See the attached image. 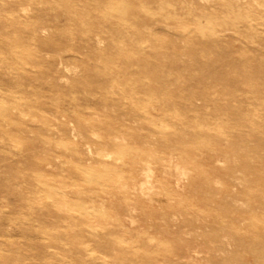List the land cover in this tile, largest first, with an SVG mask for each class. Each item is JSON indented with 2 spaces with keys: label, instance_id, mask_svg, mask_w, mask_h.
Here are the masks:
<instances>
[{
  "label": "rangeland",
  "instance_id": "rangeland-1",
  "mask_svg": "<svg viewBox=\"0 0 264 264\" xmlns=\"http://www.w3.org/2000/svg\"><path fill=\"white\" fill-rule=\"evenodd\" d=\"M253 226L264 0H0V264H264Z\"/></svg>",
  "mask_w": 264,
  "mask_h": 264
},
{
  "label": "bare ground",
  "instance_id": "bare-ground-1",
  "mask_svg": "<svg viewBox=\"0 0 264 264\" xmlns=\"http://www.w3.org/2000/svg\"><path fill=\"white\" fill-rule=\"evenodd\" d=\"M124 6H126V5H124ZM124 6L121 7V9L126 11L127 9H126ZM69 7H70V6H68V8H69ZM121 9H119V10H121ZM126 12H127V11H126ZM35 36H36V34H35ZM91 134H92V133H91ZM208 142H209V141H208ZM115 143H116V145L119 147L120 142H115ZM118 143H119V144H118ZM209 143H210V142H209ZM78 151H79V150H78ZM78 151H77V152H78ZM106 154H107V153H106ZM130 154L134 155L132 152H130ZM111 157H112V156H111ZM106 158H107V157H106ZM108 159H110L109 156H108ZM120 159H121V158H120ZM104 160H106V159H104ZM118 160H119V159H118ZM180 177H181V176H180ZM180 177H179V178H180ZM62 195H63V194H62ZM255 218H256V217H255ZM253 227H256V228H253ZM253 227H250V231L252 230V231L254 232V229H256V234H257V236H259V238L264 237V229L261 231L259 227H257V226H253ZM256 234L254 233L255 236H256ZM255 236H254V237H255ZM257 236H256V237H257ZM250 238H251V237H250ZM254 244H255V243H254Z\"/></svg>",
  "mask_w": 264,
  "mask_h": 264
}]
</instances>
